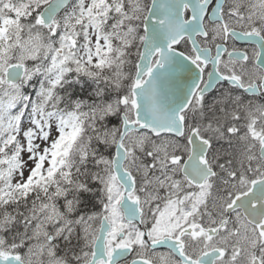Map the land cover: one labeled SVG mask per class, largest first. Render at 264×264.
Returning a JSON list of instances; mask_svg holds the SVG:
<instances>
[{
  "label": "snow or ice",
  "instance_id": "snow-or-ice-1",
  "mask_svg": "<svg viewBox=\"0 0 264 264\" xmlns=\"http://www.w3.org/2000/svg\"><path fill=\"white\" fill-rule=\"evenodd\" d=\"M0 264H264V0H0Z\"/></svg>",
  "mask_w": 264,
  "mask_h": 264
}]
</instances>
